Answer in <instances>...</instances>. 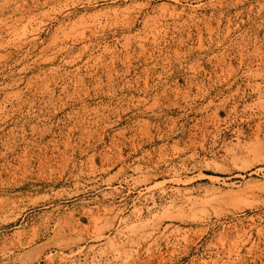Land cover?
Here are the masks:
<instances>
[{
  "label": "rangeland",
  "instance_id": "obj_1",
  "mask_svg": "<svg viewBox=\"0 0 264 264\" xmlns=\"http://www.w3.org/2000/svg\"><path fill=\"white\" fill-rule=\"evenodd\" d=\"M136 2L0 0V264H264V0Z\"/></svg>",
  "mask_w": 264,
  "mask_h": 264
},
{
  "label": "bare ground",
  "instance_id": "obj_2",
  "mask_svg": "<svg viewBox=\"0 0 264 264\" xmlns=\"http://www.w3.org/2000/svg\"><path fill=\"white\" fill-rule=\"evenodd\" d=\"M100 1H108V0H100ZM118 1H121V0H110V4H111V6H112V4H116V3H118ZM124 1H126V2H128V1H133V0H124ZM134 3V2H133ZM133 3H132V5L131 6H137V7H140L141 9H142V11H145V10H147V9H149L150 7H151V4H152V0H144L143 2H142V0H141V3H138V2H136V4H138V5H136V4H134L133 5ZM122 5V4H121ZM125 5V4H124ZM120 8V7H119ZM127 8V7H126ZM139 8V9H140ZM118 9V8H117ZM117 9H115V11H118ZM133 10V9H132ZM65 223H64V221L62 220V218H56L54 221H53V226H54V228H53V230L55 231V233L57 234V235H59V237H61V238H63V237H67V236H69L68 235V232H67V228H66V226L64 225ZM55 234V235H56ZM58 238V237H57Z\"/></svg>",
  "mask_w": 264,
  "mask_h": 264
}]
</instances>
